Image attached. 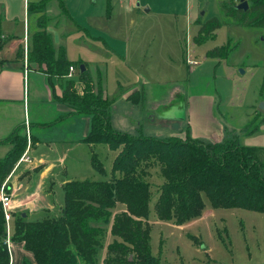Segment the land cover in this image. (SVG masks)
Masks as SVG:
<instances>
[{"label":"rangeland","instance_id":"1","mask_svg":"<svg viewBox=\"0 0 264 264\" xmlns=\"http://www.w3.org/2000/svg\"><path fill=\"white\" fill-rule=\"evenodd\" d=\"M65 1L72 19V23L67 21L69 29L63 32L65 36H85L88 32L104 39L100 43L90 42L95 49L69 47V56L75 63V56L80 53L86 63L79 62L74 67L82 64L87 71L85 82L91 80L96 91L114 101L111 123L117 132L157 138H185L187 132L191 139L204 141H212L222 132L220 141L236 137L241 146L264 148V29L229 23L201 44L194 41L200 28L197 21L203 24L213 18L226 20L222 6L232 8L241 0ZM54 6L57 4L51 7ZM55 16L52 10L45 15L47 28L58 34L55 22L67 18L63 12L60 18ZM29 24L31 34L36 25L32 15ZM72 24L85 31H76ZM30 43L32 36L28 38ZM221 47H227L221 57L207 56L209 51ZM107 48L115 55L107 53ZM7 50L1 48L0 57L11 59ZM98 63H106L105 70H99ZM28 85L29 90L40 89L31 80ZM83 88V83H75L78 96ZM84 130L85 124L80 123L74 133L83 135ZM57 131H52L50 141H56ZM36 132V127H32V133ZM22 136L26 139V153L31 142L28 144L26 136ZM66 145L46 146L33 155L36 161L42 159L50 168L47 178L40 180L42 189L39 190L41 186L37 182L32 185L28 203L50 209L47 217L60 214L64 206L62 185L67 180L104 183L111 179L112 158L116 153L107 146L83 142ZM10 149V145H0V160ZM92 153L97 155L103 172L93 168ZM148 181L151 184L150 249L160 264H264L263 214L243 209H212L202 194L204 208L199 219L182 226L173 221H159L154 205L163 181L156 167L151 169ZM26 186L22 184L17 194H24ZM51 187L52 195L44 198V189ZM9 197L12 209V191ZM123 208L118 205L115 212ZM10 212L7 236L10 247L13 244L21 247V264L23 260L35 264L32 254L13 240L15 220L20 214L13 216ZM113 241L108 229L98 264H103L106 248ZM7 248L10 258L9 243Z\"/></svg>","mask_w":264,"mask_h":264},{"label":"trees","instance_id":"2","mask_svg":"<svg viewBox=\"0 0 264 264\" xmlns=\"http://www.w3.org/2000/svg\"><path fill=\"white\" fill-rule=\"evenodd\" d=\"M246 1V11L222 6L226 20L197 21L200 28L194 41L201 44L229 23L264 29V0ZM43 21L39 18L41 29L33 35L28 63L63 83L60 99L71 107L72 115L89 118V131L82 142L105 145L117 155L109 182L71 181L63 186L64 206L58 216L35 221L19 216L15 220L13 240L32 254L35 264H98L108 229L114 241L106 248L103 264H160L151 254L148 221V178L154 167L163 181L154 205L159 221L182 226L199 219L204 208L202 194L212 209H243L264 215V148L241 146L236 137L212 142L191 139L187 132L185 138H157L113 130L114 101L96 91L91 80L85 82L87 71L81 73L79 66L75 67L78 81L64 80L69 67L78 64L67 59L63 48L54 50ZM226 50L214 48L207 56L219 58ZM76 82L84 84L81 96L75 92ZM20 132L21 127L0 140V145H12L0 160V189L26 150V139ZM90 160L96 171L103 172L96 154L92 153ZM5 190L11 192L8 184ZM118 205L124 208L117 213ZM6 241L0 204V264H10ZM22 264L29 262L23 260Z\"/></svg>","mask_w":264,"mask_h":264},{"label":"crops","instance_id":"3","mask_svg":"<svg viewBox=\"0 0 264 264\" xmlns=\"http://www.w3.org/2000/svg\"><path fill=\"white\" fill-rule=\"evenodd\" d=\"M53 3L54 5L57 4V6L51 7ZM67 4L65 0H0V49L3 47L7 48L6 53H10L12 56L11 59H7L4 56L0 57V140L8 137L19 127H21V135H25L24 124L25 121L28 122L31 145L28 147L26 155H29L30 162L26 165L19 164L17 168L15 166L14 172H11L12 175L7 182L13 195L11 207L13 216L18 213L23 217L24 214L29 220L31 218L44 219L50 213L48 208L36 207V205L28 203L32 195V185L37 182L41 186L39 190L42 189L44 185L41 184L40 180L47 178L50 168L44 160L38 159L36 161L33 155L37 154L38 149L46 146L54 145L56 147L57 145L68 144L71 147V145L82 142L89 131V118L72 115L71 107L61 101L63 83L59 82L57 77H51L46 74L38 65L33 67L27 60V55L33 48L31 43L30 45L28 44V38L29 36L33 38V35L41 29L39 18L45 17L50 10L56 15L55 18H60L61 12L67 18L64 21L55 22V25L59 28L58 34L51 33L50 29L47 28L46 17L42 24L46 26L45 30L51 36L54 50L57 52L63 48L68 60L73 61L69 56V47L76 50L82 48L95 49L90 42H104L103 38L90 36L88 32V35L86 33L85 36L79 34L65 36L66 34L63 32L69 29L66 27L67 21L72 23ZM29 15H32L36 20L35 29L31 34L29 33ZM72 27L78 32L83 30L75 24H72ZM15 30L18 31L15 32ZM21 30H23V35L20 36ZM6 39L7 41H5ZM107 49V53L111 54V56L115 55L112 49ZM80 57V53H77L75 56L77 62L75 63H86ZM105 64L98 63V69L105 70ZM73 68L76 69L74 66ZM76 73L77 69L72 77H68L67 73L64 80L77 79L78 81ZM30 80L40 86V89L34 87L29 90L28 83ZM194 111L195 109L192 110V115ZM80 123L85 124V130L81 133L83 135H80V133L76 135L74 130L78 128ZM32 127H36V133H32ZM53 130H58L57 136L54 137L56 141H50L49 139ZM220 138H223L222 132L218 137L212 138V141L221 142ZM5 145H10L12 149L11 144ZM116 155L117 153L113 156L112 161ZM35 173H38L36 177H34ZM68 182H71V180L64 182L62 187ZM22 184L27 186L24 194L20 196L17 193L21 190ZM49 184L52 185V182ZM43 194L44 198L50 197L52 195V187L48 190L44 189ZM17 210L19 211L17 212ZM8 243L10 264H21V247L13 244L11 248L9 241Z\"/></svg>","mask_w":264,"mask_h":264},{"label":"built area","instance_id":"4","mask_svg":"<svg viewBox=\"0 0 264 264\" xmlns=\"http://www.w3.org/2000/svg\"><path fill=\"white\" fill-rule=\"evenodd\" d=\"M190 64L192 63L191 61H187ZM194 63V62H193ZM195 64V63H194ZM76 69H74L73 67H69L68 70V77H72L73 74H75ZM24 129H25V135L28 141V144L30 142V133H29V124L28 122H25L24 124ZM22 162H30V159L27 157L26 153L21 157V159L18 161V163L16 164V168L17 166H19V164H21ZM12 174H10L6 181L4 182V184L2 185L1 189H0V204H1V208L3 210V214H4V220H5V227H6V232L8 234V230H9V222L11 221V212H10V197H9V193L5 190V186L7 185V181L9 180L10 176ZM8 242V240L6 241V243Z\"/></svg>","mask_w":264,"mask_h":264},{"label":"water","instance_id":"5","mask_svg":"<svg viewBox=\"0 0 264 264\" xmlns=\"http://www.w3.org/2000/svg\"><path fill=\"white\" fill-rule=\"evenodd\" d=\"M237 9L246 11L248 9V3L246 1L241 0L240 3L237 5ZM79 69H80V72L81 73H83L85 71L84 66H80ZM24 216L25 215L23 214V217ZM129 261L130 262L132 261V258L131 257H129Z\"/></svg>","mask_w":264,"mask_h":264}]
</instances>
